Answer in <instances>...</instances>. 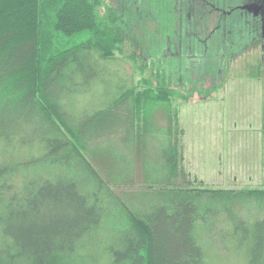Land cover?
Here are the masks:
<instances>
[{"label":"trees","instance_id":"trees-1","mask_svg":"<svg viewBox=\"0 0 264 264\" xmlns=\"http://www.w3.org/2000/svg\"><path fill=\"white\" fill-rule=\"evenodd\" d=\"M195 1L186 19L215 17L227 30L209 43L218 36V57L232 52L242 25L228 30V14L210 5L245 0ZM122 2L134 8L137 0H0V264H218L215 247L237 252L250 237L254 250L243 263L264 264V183L238 193L176 185L188 177L172 105L181 95L165 59L148 57L137 43L127 52L135 34L127 33L133 27ZM205 44L198 62L211 59ZM117 60L138 69L133 87L123 89L120 75L109 72ZM100 84L111 86L109 104L73 114L74 95ZM145 104L163 107L170 120L157 155L147 144L141 150L136 137L138 119L148 118ZM114 143L122 161L136 143L144 167L160 160L154 169L163 179L137 201L121 200L100 172L104 148ZM247 208L253 218L244 216Z\"/></svg>","mask_w":264,"mask_h":264},{"label":"rangeland","instance_id":"rangeland-1","mask_svg":"<svg viewBox=\"0 0 264 264\" xmlns=\"http://www.w3.org/2000/svg\"><path fill=\"white\" fill-rule=\"evenodd\" d=\"M191 1L192 4H186L185 0H137L134 8L131 4H127V7L124 2L120 4L130 9L125 15L134 29L126 31L135 34L127 39V52L131 53L132 44L137 43L136 46L140 48L141 45L144 51L140 49L148 57L150 53L155 60L165 59L166 70L175 78L174 81L169 79L170 86L181 95L172 105L180 112L177 120L180 130H183V164H180L188 177L186 180L180 179L176 185L187 181L197 187L199 183H204L207 188L235 193L261 188L264 183V23L262 25L260 19L243 10L247 0L238 5L213 2L210 6L214 13L228 14L225 17L228 30H234L240 24L243 29L246 25L253 29L254 20L258 22L256 33H247L244 39L235 42L236 45L232 43V46L235 45L232 52L225 49V53L223 51L218 57L220 49L214 45L219 37H215L212 45L209 39L212 33L226 31L227 26L219 25L215 17L198 22L190 14V18L186 19L188 11L197 8L196 1ZM234 8L238 10L232 13ZM172 20L174 23H171ZM235 24L237 26L234 27ZM204 42L212 49V56L198 62ZM171 47L176 50H171ZM127 62L117 60L107 65L110 73L120 75L122 80L119 83L123 89L133 87L141 79L138 69ZM212 62L213 65H210ZM145 76L149 77L150 73H145ZM110 88V85L100 84L90 92L82 89L79 98L74 95L78 101L74 99L73 106L77 108L73 114L79 115L83 109H91L95 103L108 105ZM145 106L149 110L146 114L148 118L140 116L138 119L136 137L141 140V150L143 144H147L155 149L152 151L157 155L162 152L159 136L166 137L164 131L170 120L163 107L156 109L151 104ZM136 145L130 146L122 161L118 151L120 145L114 143V149L104 148L102 152L105 156L100 160V172L116 188L120 199L123 200V197L132 202L137 201L152 182L161 177L158 178L154 169L159 164L157 156L153 157L149 169L144 167L140 154L135 156ZM155 145L159 146L156 148ZM149 148L147 152L143 151L147 155L152 153ZM88 158L95 166L100 165L95 164L94 157ZM111 177H115L117 182L111 183ZM244 216L253 218L254 209L247 208ZM254 246V237H250L249 242L237 252H224L217 246L213 259L218 264H247L243 261L250 259Z\"/></svg>","mask_w":264,"mask_h":264},{"label":"flooded vegetation","instance_id":"flooded-vegetation-1","mask_svg":"<svg viewBox=\"0 0 264 264\" xmlns=\"http://www.w3.org/2000/svg\"><path fill=\"white\" fill-rule=\"evenodd\" d=\"M263 2L264 0H247V3L245 4V7H248L251 9V11H247L248 13L250 14H253V16L255 18H258L260 19L259 21L261 22V24L263 25L264 22H262V13L261 11L258 12L259 8L263 5ZM262 16V17H261ZM254 29V30H253ZM253 29L250 28L249 25H246L245 28L243 29L242 27V30L240 31L242 33V36L240 38L241 39H244L245 36H247V33L250 34V32H255L256 33V30H257V27H253ZM231 33V32H230ZM230 38H234V41H237V38L235 39V36H234V31L230 34L229 36ZM263 40H264V35H263Z\"/></svg>","mask_w":264,"mask_h":264},{"label":"water","instance_id":"water-1","mask_svg":"<svg viewBox=\"0 0 264 264\" xmlns=\"http://www.w3.org/2000/svg\"><path fill=\"white\" fill-rule=\"evenodd\" d=\"M243 10L251 11V9L248 7H243ZM259 11H262L263 22H264V2H263V5L259 8ZM263 32H264V27H263Z\"/></svg>","mask_w":264,"mask_h":264}]
</instances>
